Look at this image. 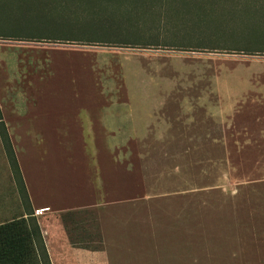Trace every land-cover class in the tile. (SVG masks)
<instances>
[{"label":"rangeland","instance_id":"rangeland-1","mask_svg":"<svg viewBox=\"0 0 264 264\" xmlns=\"http://www.w3.org/2000/svg\"><path fill=\"white\" fill-rule=\"evenodd\" d=\"M37 1L0 0L32 197L102 206L91 264H264V0Z\"/></svg>","mask_w":264,"mask_h":264},{"label":"crops","instance_id":"crops-1","mask_svg":"<svg viewBox=\"0 0 264 264\" xmlns=\"http://www.w3.org/2000/svg\"><path fill=\"white\" fill-rule=\"evenodd\" d=\"M5 126L27 194V202H22L18 184L0 139V226L15 220H27L32 213L31 217L39 228L50 264H91V261L104 260L108 262L111 257H108L101 224L102 206L85 203L77 206L55 205L34 199L24 179V168L18 162L22 150L16 148L15 137L9 126Z\"/></svg>","mask_w":264,"mask_h":264},{"label":"trees","instance_id":"trees-1","mask_svg":"<svg viewBox=\"0 0 264 264\" xmlns=\"http://www.w3.org/2000/svg\"><path fill=\"white\" fill-rule=\"evenodd\" d=\"M72 1L79 2L83 0H72ZM41 2L42 0H38L36 3L40 4ZM30 9L33 10L32 7H30L28 11L24 12L25 15L27 14L29 15V13H31ZM6 11H9V13H11L10 8H8ZM0 13H7V12H5V9H0ZM25 15H2V17H0V25L2 23L1 19L11 18L17 22L20 21L21 19H24ZM45 18L48 20L43 22L45 26H50L51 24L58 22L57 20H53L54 18L53 15H46ZM66 21L62 22L60 26L61 27L72 26V23H70L68 20ZM17 31L19 30L13 29V31H9L5 28H0V33L9 35L6 37L26 38V37H21V35L16 33ZM61 33L64 34L52 35V37L64 38V39L69 38L71 39L70 41H72V38L73 39L76 38V37H71L72 34L69 32L68 33L61 32ZM258 34L263 35L264 32L257 33L256 35ZM256 35L252 36L251 38H256L257 37ZM29 36H33V34ZM45 38L47 39L49 37H45ZM0 139L6 154V158L11 167L14 179L18 184L19 194L21 196L22 202L23 203L27 202V194L24 188V184L16 161V157L12 149V145L6 130V126L3 121L1 110H0ZM31 215L32 213L29 214L30 217L27 220L24 219L15 220L13 222L0 226V264H50V261L47 257L44 244L40 235L39 228L35 222V219L32 218Z\"/></svg>","mask_w":264,"mask_h":264}]
</instances>
